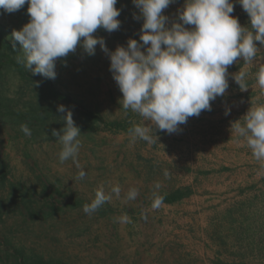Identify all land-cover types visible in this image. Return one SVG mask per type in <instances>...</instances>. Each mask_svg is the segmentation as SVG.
Returning <instances> with one entry per match:
<instances>
[{
    "label": "rangeland",
    "instance_id": "374dc122",
    "mask_svg": "<svg viewBox=\"0 0 264 264\" xmlns=\"http://www.w3.org/2000/svg\"><path fill=\"white\" fill-rule=\"evenodd\" d=\"M185 2L174 0L164 10L169 18L167 27L180 22L178 11L184 8ZM233 5L235 8L239 4ZM115 6L121 9L117 18L121 21L119 30L109 33L101 28L93 34L102 37L110 51L126 46L129 39L140 42L143 24L142 17L134 19V14L139 16V9L132 0H117ZM230 15L238 18L242 27L250 28V19L243 8H237ZM26 23L17 11L6 13L0 9V25L23 56L22 46L14 40L12 32ZM109 66V57L99 45L94 55L78 46L74 53L56 61V78L48 79L55 89L69 94L71 106L61 105L73 115L79 109H88L106 121L126 120L131 129L135 125H148L139 114L131 110L125 114L120 107L122 93ZM3 89L8 96L22 102L40 95L36 81L18 80L15 73L8 74ZM200 122L187 121L172 134L153 126L158 139L151 144L140 139L133 143L129 131H113L99 124L93 132L81 133L79 137L81 147L77 159L86 172L82 180L77 179L80 169L71 160L60 163L58 139H44L47 134L43 132L29 137L1 122L0 154L8 163V179L19 182L30 192L26 197L30 214L17 209L15 203L12 204L15 208L3 215L7 238L29 252L45 258H61L69 264H264V188L249 194L240 191L233 199L219 198L213 192L209 194L212 197L204 199V191H196L202 185H212L221 181V177L228 180L233 175L217 172L232 171L242 176L238 166L244 161L236 159L239 164L233 166L231 158L229 161L224 156H212L219 162L229 161L228 168L222 170L217 169L221 163L207 162L214 168L211 170L214 179L210 172L189 171V167L194 170L195 166H205L198 138L203 132L198 127ZM190 146L193 154L188 155L186 149ZM197 153L201 155L195 156ZM114 185L121 188L119 198L111 193ZM189 185L201 196L199 199L191 201L186 196L184 201L163 202L160 208H152L159 193ZM100 188L112 196L102 206H109L110 210L105 215L97 210L89 216L83 206L91 203ZM132 188L138 189L139 195L127 200ZM2 195L7 197L6 192ZM18 197L14 202H19ZM46 205H53L52 214ZM125 214L130 222H118L117 218Z\"/></svg>",
    "mask_w": 264,
    "mask_h": 264
},
{
    "label": "clouds",
    "instance_id": "9594fccd",
    "mask_svg": "<svg viewBox=\"0 0 264 264\" xmlns=\"http://www.w3.org/2000/svg\"><path fill=\"white\" fill-rule=\"evenodd\" d=\"M173 2L132 0L139 9L134 19L143 18L140 42L129 39L126 46H117L114 51L107 48L102 37L93 34L101 28L109 33L119 30L121 9L115 6L117 0H0V9L14 13L28 5L29 22L14 30L12 37L24 53L17 56V63L33 75L55 79L58 59L74 53L78 46L94 55L99 45L109 57V70L122 93L120 107L125 114L131 110L149 122L129 130L131 141L140 139L151 144L158 139L153 126L172 134L190 117L211 111V102L223 97L229 87V66L238 58L245 64L253 63L260 53L256 42L264 45V0H238L248 14L250 28L242 27L238 18L230 15L234 11L232 0H186L178 11L180 22L167 27L169 18L164 10ZM246 75L240 70L233 76L242 91L248 89ZM256 80L264 94V66L256 73ZM57 110L65 113L61 117L63 128L59 132L52 129L61 145L59 161L71 160L80 169L77 179L82 180L86 172L77 159L80 128L70 109L59 105ZM239 121L232 123L231 136L242 138L264 167V105L250 107L243 116L244 123ZM21 131L31 136L27 125H21ZM111 193L119 198L120 186H112ZM138 195V189L132 188L126 199L134 200ZM111 198L103 188L98 189L91 203L83 206L84 213L91 216ZM163 202V196H155L152 208H160ZM117 221L129 223L130 218L125 214Z\"/></svg>",
    "mask_w": 264,
    "mask_h": 264
},
{
    "label": "trees",
    "instance_id": "16d2710c",
    "mask_svg": "<svg viewBox=\"0 0 264 264\" xmlns=\"http://www.w3.org/2000/svg\"><path fill=\"white\" fill-rule=\"evenodd\" d=\"M27 8L28 5L25 4L17 12L22 21L29 22L30 17L27 13ZM21 54L16 44L9 39L7 32L0 25V123L9 124L19 130H21V125H27L31 130L32 136L36 134L39 136L43 132L47 134V136L43 137L44 139L56 140L58 137L52 135V129H56L59 132L63 128L61 117L65 115V113L57 110L58 106L61 104L71 106V98L69 94L55 89L48 78L42 75H33L25 69L23 64L17 63V56L23 57ZM11 73H15L18 76V80L21 81H36L40 88V95L25 102L15 96H8L4 92L3 85L8 74ZM73 120L75 125L80 128L82 134L93 132L99 124H102L105 129L113 131H129L131 129L124 122L126 120L106 121L97 112L88 109H79L77 115H73ZM22 134L25 135L24 133ZM21 188L19 182L14 183L8 179V163L0 154V264H69L61 258H45L43 255L29 252L24 246L14 244L7 238L3 215L9 209L11 210L15 207L30 214L29 206L26 205L28 202L26 197L29 196L30 192L27 190L26 192L25 189ZM5 192L7 197L2 195ZM55 192H58V190L55 189ZM190 193V189L184 187L176 188L168 193H159L158 195L164 197V203H173L188 196ZM17 196L20 197H18V203L14 202ZM15 203L16 205L13 207L12 204L14 205ZM52 206L46 205L49 214H52L54 209ZM4 208L7 210L4 211ZM106 210H110V207H101L98 212L105 215ZM222 264L238 263L224 262Z\"/></svg>",
    "mask_w": 264,
    "mask_h": 264
},
{
    "label": "crops",
    "instance_id": "0c3cea01",
    "mask_svg": "<svg viewBox=\"0 0 264 264\" xmlns=\"http://www.w3.org/2000/svg\"><path fill=\"white\" fill-rule=\"evenodd\" d=\"M233 3L239 4L238 0H235ZM237 8H242V6L240 4L235 6L234 10ZM256 45L260 53L257 58L254 59L253 63L245 64L242 58H238L237 62L229 66V87L223 97H217L215 101L211 102V111H202L198 117L193 116L188 119V121H201V125L198 124V127H202L203 132L198 138L202 143L201 148L203 151L201 154L203 156L205 155V161H203L205 166H195L194 170L189 167V171L196 174L210 172L209 174L214 179L215 177L212 176L214 172L211 171L214 168L208 166L207 162L215 161L221 163L217 169L222 170L228 168L229 158L233 159V166L239 164V162H236V159L240 158L244 160L243 163L240 162L238 166L240 168L239 173H241L242 176H236L237 173L235 174V172L232 171L226 173H224V171L219 173L216 171L219 175H227L230 173L233 175H231L228 180H224L223 177H221V181L214 182L212 185L197 186L198 188L196 191L198 193L200 189L204 191L202 196L204 199L206 197H212L209 196L212 192L220 196L219 198L233 199L238 196L240 191H244V194H249L251 191H256L258 188H264V167H262V162L255 160L251 149L247 147L242 138L238 140L234 135L231 136V126L233 122L240 120L239 122L243 124V116L250 107L264 105V94L261 93L256 80V73L259 71L260 67L264 66V45L260 43H256ZM240 70L247 73L245 80L248 89L245 91H242L233 79L234 74L238 73ZM226 110H230L227 115L225 114ZM195 126H197V124H195ZM195 130L197 129L195 128ZM192 148L193 147L190 146L186 149L188 155L193 154L190 152ZM200 155L197 153L195 156ZM212 156H217L218 158L219 156H224L228 158L229 161L227 163L219 162V160H216L217 158L215 159ZM253 162L258 165H253ZM185 170L188 169L186 168ZM189 187L193 192L188 195L189 200L193 201L194 199H199L201 196L196 195L195 193L197 192L194 193V187L191 185H189ZM185 199L184 197L181 200L184 201Z\"/></svg>",
    "mask_w": 264,
    "mask_h": 264
}]
</instances>
